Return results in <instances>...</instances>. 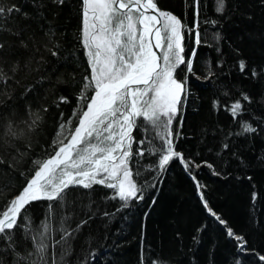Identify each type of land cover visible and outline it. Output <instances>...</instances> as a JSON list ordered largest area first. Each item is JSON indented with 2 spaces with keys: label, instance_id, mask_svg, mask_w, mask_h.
Here are the masks:
<instances>
[{
  "label": "trees",
  "instance_id": "1",
  "mask_svg": "<svg viewBox=\"0 0 264 264\" xmlns=\"http://www.w3.org/2000/svg\"><path fill=\"white\" fill-rule=\"evenodd\" d=\"M156 2L161 10L177 15L189 27L192 25L190 0ZM226 2V12L221 16L214 12V0H202L203 40L194 62L195 75L188 78V95L180 112L183 126L173 124L174 132L180 133L175 140L176 151L197 163L205 160L212 163L219 175H214L208 167L186 172L178 160H173L168 170L158 177V186L147 189L144 200L132 201L119 212L116 209L122 202L110 199V189L99 185L89 190L70 189L72 198L85 203L93 200L99 209L96 218L74 242V253L69 257L71 264H141L142 255L147 257L145 264L148 261L236 264L238 260L240 264H264L259 259L264 255V0ZM12 5L33 15V0H0V6ZM36 8H42L40 15L46 18L43 29L38 27L44 23L39 18L25 20L13 13L7 17V24L0 19V26L4 28L0 31V42L5 44L0 64L9 58L24 60L27 64L16 83L4 89L5 96L15 95L13 103L17 107L5 112L0 120V141L3 142L0 155L13 164L10 170L0 166V208L25 185L32 162L47 158L45 153H52L49 146L59 123L72 118L68 128L75 127L78 119L73 117V112L79 108L77 98L83 77L89 74L85 50L80 43L81 0H64L63 5L42 0ZM208 20L219 23L213 27ZM21 26H30L26 36L29 48H39L40 52L30 56L9 34ZM215 32L223 37L219 42L214 39ZM185 45L187 55L193 47L192 35L187 32ZM48 48L58 55H50ZM240 60L247 63L244 73L238 69ZM209 68L214 75L209 74ZM253 69L256 76L251 75ZM27 86L33 87L32 93L21 95V89ZM242 94L248 95L250 101H243ZM61 96L69 102L60 103ZM237 99H241L245 110L234 120L228 105ZM3 103L0 99V105ZM44 108L48 111L44 112ZM34 111L42 121L29 130L27 122ZM7 121L13 122L20 133L19 150L13 154L15 163L6 151L15 146L6 135ZM241 121L256 127L257 132L235 135L242 130ZM134 135L139 137L141 133ZM225 143L229 145L227 150L223 148ZM136 159L139 160L136 167H141L154 163L156 158ZM192 175L203 185L209 207L247 241L246 252L237 251L236 241L227 237L225 226L205 210ZM144 176L156 183V172L149 175L142 170V176L137 179L143 181ZM47 203L38 201L29 205L35 221L41 220ZM104 211L115 215L105 218L101 215Z\"/></svg>",
  "mask_w": 264,
  "mask_h": 264
},
{
  "label": "snow or ice",
  "instance_id": "2",
  "mask_svg": "<svg viewBox=\"0 0 264 264\" xmlns=\"http://www.w3.org/2000/svg\"><path fill=\"white\" fill-rule=\"evenodd\" d=\"M38 2L42 3V0H33L32 16L16 5L0 6V19L7 24V17L13 13L25 20L39 18L44 23L38 27L43 29L46 18L40 15L42 8H36ZM190 2L193 22L189 27L177 15L161 10L156 0H81L80 43L85 50L89 74L83 77L77 98L79 108L73 112L78 122L71 129L68 125L72 118L59 123L56 137L49 146L52 153H45L47 158L32 162L31 175L26 178L25 185L0 208V264H71L69 257L73 256L74 242L84 227L96 218L99 209L93 200L85 203L72 198L70 189L89 190L96 185L110 189V199L122 202L116 209L119 212L132 201L144 200L147 189L158 186V177L168 170L173 160H178L186 172L208 167L213 169L214 175H219L212 163L206 160L197 163L176 151L175 140L180 133L174 132L173 124L177 122L183 126L180 112L188 95V78L195 75L194 62L203 40L200 31L202 0ZM52 3L63 5L64 0H52ZM214 5V12L223 16L226 0H214ZM207 23L216 27L219 22L208 20ZM29 28L21 26L9 34L32 56L41 49L29 48L26 39ZM3 30L0 26V31ZM186 32L192 35L193 42L187 55ZM213 36L218 42L223 39L219 32ZM4 50L5 44L0 42V57ZM47 51L53 57L58 55L52 48ZM217 51H220L219 47ZM26 68L24 60L14 58L0 64V99L4 102L0 105V120L5 112L17 107L13 103L15 95L5 96L4 89L16 83L18 74ZM238 69L244 73L246 61L240 60ZM208 71L214 75L210 68ZM251 75L256 76V70L253 69ZM32 91V86L24 87L21 95L28 96ZM242 100L250 101V97L242 94ZM59 101L69 102L64 96L59 97ZM228 109L234 120L245 110L241 99L228 105ZM60 115L63 117V113ZM177 117H180L179 121ZM41 121L42 117L32 112L27 129H35ZM6 125V135L15 143L6 151L15 163L13 154L19 150L20 133L13 122L7 121ZM241 129L235 135L257 132L256 127L243 121ZM136 132L141 135L137 137ZM228 147L227 143L223 144L225 150ZM148 156L155 157V162L136 167L137 157ZM0 166L10 170L13 164L0 155ZM142 170L149 175L156 172V183L151 182L149 176H144L143 181L138 180ZM192 179L205 210L225 226L227 237L236 241L237 251L246 252L247 241L209 207L203 185L195 175ZM38 201L48 203L37 222L30 214L29 205ZM101 215L108 218L115 213L104 211ZM146 259L142 255L141 264H145ZM259 259L264 261V255ZM148 264L155 262L148 261Z\"/></svg>",
  "mask_w": 264,
  "mask_h": 264
}]
</instances>
